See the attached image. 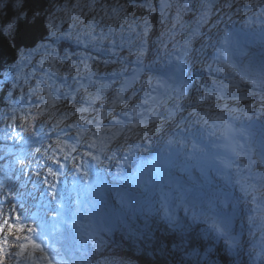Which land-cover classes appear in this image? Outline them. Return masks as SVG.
Masks as SVG:
<instances>
[{
    "label": "rangeland",
    "instance_id": "374dc122",
    "mask_svg": "<svg viewBox=\"0 0 264 264\" xmlns=\"http://www.w3.org/2000/svg\"><path fill=\"white\" fill-rule=\"evenodd\" d=\"M210 1L212 2V0H148V2H141L139 4V7L144 6L143 13H139L132 3L127 0H48L46 6L47 16L45 13H43V16L45 20L47 18V24L51 27L50 39L45 43L43 42L40 45L42 48L38 50L21 51V57L18 62L13 64L10 71L8 70L3 74V78L0 79V85L4 82L9 85L6 89L5 97L8 104L0 107V143H2L3 146V151H1L0 154L10 158L12 168L16 169V171L20 170V165L22 167L25 166L24 170L19 171L21 172L22 183L21 187L15 188V199L11 200L4 198L0 201V210H2L0 211V223H3V220L7 217L9 223L18 224V226L23 225L24 230L21 231L19 235L25 234L27 232V227L32 223L31 214L38 208L36 201L40 200L42 196H46L47 183H45V181L49 177L48 169L52 163L50 159L44 161V172L41 176H35V171L41 168V166H39L41 156L38 157V153L36 156L33 154L30 155L31 142L29 140V134L34 130L33 127H31L33 122L40 121L44 115L49 114L51 127L60 122H63V126H65L66 123L64 122L67 120V117L71 116L73 117V120H76L86 119L91 115H97L104 107L110 104V98L116 96L115 90L118 89L120 84H124L123 78L128 77L126 74L122 76L128 68V64L118 65L111 61L112 58L117 56L118 52H121L123 49L128 51L131 47L140 48L141 41L143 42V51L151 50L148 49L150 48L151 42L146 40V35L151 28L152 20H155L156 18V22L160 20L159 23H168V15L172 13L170 7L176 2L181 3L179 8L185 12L190 9L194 10V3V5L200 7L198 18H200L205 10L210 14V18H212L214 11L211 6H207V2ZM243 1L248 3L251 0H235V4ZM257 1L261 7H264V0ZM162 3L168 5V7L164 8L163 12L161 11ZM229 3L230 1L228 4ZM118 5H122L126 9L125 12H120V18L114 20L105 19V12H107L108 15H111L112 8L117 7ZM246 7L247 8L241 7L237 13L236 10L233 11V6L228 10H225V8H228L225 6L224 14H221L220 12L214 14V21L217 23V28L220 24L221 28L224 29L226 26L238 22L236 15H245L248 9L252 8L250 4ZM10 9L11 14L8 15ZM231 10L233 13L222 21L223 16L228 15V12ZM25 13L26 9L23 6L22 0H0V29L4 32H9L10 34L13 33L18 20L22 18ZM162 14L163 17H161ZM93 17H95V19H93ZM206 19H208V14ZM134 20L137 22V26L135 27L134 32H130L128 24ZM143 20L148 21V31L146 35L144 34L143 24L140 23ZM172 22L182 23L181 26L179 25L177 27L179 34L176 32L168 33L163 39L165 40V43L163 44L161 43L162 30L159 33V37L154 38V41L157 40V42H159L157 44L158 56L163 63V66H160L159 68H163L166 81L165 79L160 80V77H158L153 83H163L165 81L163 94L172 96L170 101L174 105V110L171 109V111H174L175 115H177L175 128H178L179 130L182 128H188L185 125H189L186 122V119L189 116L193 117L194 122H197V119H203L201 124L212 118V114L206 103L194 105L192 101L188 99L189 95L187 96V94L190 90L203 92L204 86L211 83L213 78L208 77L201 71L190 74L189 81L192 82L186 85H183V81H187L188 78L181 76V71H177L166 78L168 68L174 67L176 64L173 65L172 63L177 62V52L171 51L178 48L177 43L179 39L187 34L188 29L192 26L194 21L187 20L184 17L179 19L173 16ZM204 23L205 22H202L201 25ZM211 23L212 22H208L207 27L205 28H201L200 25L197 29L201 33H207ZM89 24H91L92 29H94L91 36L87 35L89 31L87 26ZM9 25L12 26L11 30H9ZM110 28L113 29L111 34H109ZM168 28L171 29L172 25H166L165 30H168ZM92 36H95L96 40H92ZM206 40L207 38L204 35L198 39L200 42ZM65 41L76 46L79 45L80 49H73L70 51L64 50L59 53V44ZM217 41L218 38H215L211 42L213 43ZM212 43L207 46L206 51L201 46H197L194 43L190 44L187 57L194 58L193 61L196 64L192 66V61L189 60V62H186L181 69L189 73L191 66H203L204 64L210 65L208 53H210L213 48ZM243 53L244 51L241 52V54ZM75 54L76 56L73 57L72 55ZM53 57H55V59H53ZM97 57L104 61L102 67L97 65ZM202 60H205V63H203ZM247 61L250 64L255 63L259 66L258 73H255L253 76L250 72H247V75L252 81H257V84H255V92L258 96V100L251 102L257 104L258 111L264 110V107H262V105H264V84L260 83L262 78L261 73L264 71V55L262 57L252 56L250 53ZM85 65H87L88 68H86ZM143 68L144 65L140 63L139 71ZM134 71L135 69L132 67V69H127L126 73L132 74ZM230 71L228 70L227 73H230ZM156 74L157 72L152 75L156 77ZM132 76L133 74L129 79V83L133 84ZM147 83L148 81L145 82V84ZM245 88L252 89L248 86ZM101 89H103V91H101ZM126 89H128V87H126ZM144 89L145 85L143 84L142 90ZM97 93H99V102L94 101L89 105L85 114H78L74 110L56 109L57 104L55 102L65 95H75L78 99V106H80L89 101L91 96H96ZM251 93L252 91L244 93L247 95L243 97V104L247 103V100L250 101V98L252 97L250 95ZM198 95L197 92H193L191 97L192 99H196ZM202 96L203 95H200L201 98ZM177 105H179V108L176 107ZM213 107L215 108L214 105ZM193 109H195V111H193ZM181 118L182 122L184 121L182 124L178 122ZM147 121H149L148 118ZM185 122L186 124L184 125ZM137 130L140 134H144L148 129L146 126L142 125ZM134 131L136 132L135 129L132 132ZM163 133L164 130L161 133L155 134L157 142H162L164 139L165 142L168 141L165 137L169 132H166L164 138L162 137ZM43 136L46 138L51 137L46 131H44ZM58 141L60 142V147H58L60 151L62 149L61 139L55 141L53 146L57 147ZM117 144L118 145L114 146V150L128 146L127 144L121 145L119 142ZM252 148L255 150L254 158L258 159L260 145H255V147L253 146ZM54 150L55 149L52 150V153H54ZM32 159H35V161H32ZM257 171H260L261 174L260 168L254 166L252 168V173L257 174ZM247 175L248 179L246 183L251 179L249 172ZM3 179L4 177L0 176V186H2ZM257 182L259 181H256V183ZM43 186L44 189L41 188ZM244 186V182H241L240 197H237L236 195L232 198V207L224 211L225 216L229 218V225L232 228L231 233H225L226 229H224V234L218 233L216 227L221 226L223 223H221V225H210V222L207 220L210 217L207 214H203L206 213L208 206L199 208L198 204L193 205V207L195 211L200 213L199 216L191 218L190 214L189 217L184 218L186 220H184L183 227L186 228L191 220L192 222H201L200 218L205 219L208 229L211 230V236L215 238L213 243H220L221 248L225 253L237 257L239 256L243 261L242 264H264V195L257 193L259 199L258 202L254 204L252 202V196L246 195L242 190ZM260 191L262 192V189ZM204 193L205 195L212 196L214 198L213 202L217 201L215 205H211L215 207L217 213H219L221 209H226L225 205L222 206L218 203L219 198L214 192L209 193V190H207ZM200 195L202 196L203 193H197L196 197ZM144 204L145 203L139 202L136 205L141 208V211L139 210L138 212L144 214V220L147 223V227L149 223L155 220L161 221L160 224L163 223V226H165L166 223L168 224L163 212L157 205L158 210L154 208V203L146 204L142 207ZM223 204L226 203L224 202ZM173 210H175V208ZM132 213L133 214L130 213V215L133 216L134 220L129 223L127 222L128 227L133 228L136 224L142 225L143 223L141 224L140 219L134 217L136 212ZM17 216L20 217L19 222L16 220ZM117 217V214H103L98 218V221L93 224V230L91 233L95 234L97 231H111L116 225ZM175 218L176 220L178 219L177 216ZM196 228V232L200 233L201 237L206 239L207 234L202 231L200 225H197ZM147 230H149V228L146 229V231ZM4 231L7 232V228H5ZM138 231L141 233L140 230ZM88 236H90V234L87 235L86 232L84 234L79 233L67 235L64 240L65 243L62 244L63 246L61 245L56 248L58 255H64L62 252L63 249V251L68 250L69 254H78L80 256L89 254L91 259L89 262L90 264H126L117 261L116 258L112 256H102L98 253H94L91 250L92 246H90V242L87 240ZM213 243L210 244V248L206 252L201 253V251L195 250L198 255H190L193 250L185 253V257L183 258L184 262L187 263L190 261L189 264H219L213 262L208 255L209 250L213 251ZM2 244L3 233H0V245ZM259 244L261 250H259ZM17 245L18 240L10 235L8 237V246L5 248L10 256L7 258L4 257V264H12V256L19 248ZM167 249L168 247H165L163 250L167 252ZM53 260H56V256H54ZM62 262L64 261L60 260L58 264H62Z\"/></svg>",
    "mask_w": 264,
    "mask_h": 264
},
{
    "label": "trees",
    "instance_id": "16d2710c",
    "mask_svg": "<svg viewBox=\"0 0 264 264\" xmlns=\"http://www.w3.org/2000/svg\"><path fill=\"white\" fill-rule=\"evenodd\" d=\"M127 1L131 2L139 13H143L144 8V6L139 7V4L148 2V0ZM222 1L219 0V3H222ZM22 2L26 13L18 20L14 32L10 34L0 29V79L18 59L19 51L38 46L36 44L40 41L49 39V25L47 24V18L45 20L43 16V13L47 16L46 6L48 0H22ZM172 10H174V7H172ZM10 14L11 9L8 12V15ZM167 22L170 23V20H167ZM156 25L165 28L162 23H156ZM7 87L9 85L6 82L0 85V107L7 104L5 100ZM61 102L66 104L63 100ZM76 103L77 101L74 102V104ZM69 104H71L70 101ZM10 168H12L11 162L0 154V176L5 177L2 183L3 187L0 186V191L2 188L5 193L7 190H13V186L9 183H13L14 187L21 185L16 180V174L21 169L16 171V169ZM148 228V231L142 228L133 231L128 230L121 222H118L112 234L105 236V241H98V248L104 249L105 254H112L123 259L128 264H189L190 261L185 263L183 260L185 257L184 251L200 250L204 252L212 243L209 240L210 238H199L198 232H191L190 234L193 237H188V230L184 234L180 233L178 229L173 232L172 227L160 225L159 222L149 225ZM195 236L196 238H194ZM165 247H168L167 252L163 250ZM215 250V254L209 253L211 258L215 259L217 257L221 264H237L235 256L226 254L220 249V245L215 244ZM128 260L133 263H129Z\"/></svg>",
    "mask_w": 264,
    "mask_h": 264
},
{
    "label": "snow or ice",
    "instance_id": "6c2138e0",
    "mask_svg": "<svg viewBox=\"0 0 264 264\" xmlns=\"http://www.w3.org/2000/svg\"><path fill=\"white\" fill-rule=\"evenodd\" d=\"M228 8H231L232 5L231 3H229L228 5H226ZM168 7V5L166 3H162L161 5V11L163 12L164 8ZM126 9L124 8V6L122 5H118L117 7L112 8L111 15H108L107 12H105V19L108 20H114V19H118L120 18L119 14L120 12H125ZM206 16H207V11H205L201 16H200V21L201 22H207L206 21ZM93 19H95V17H93ZM140 23L143 24L144 27V34H147L148 31V21L147 20H143ZM137 26V22L134 20L131 23L128 24V29L130 32H134L135 31V27ZM89 28V31L87 33V35L91 36V33L94 29H92L91 24H89L87 26ZM12 26L9 25V30H11ZM113 32V29H109V34H111ZM231 36V33H225V39L223 41H221L222 44H227L229 43V37ZM92 40H96L95 36H92ZM190 43V42H189ZM143 42L141 41V47L138 49L136 56H137V63H141L140 61V57L143 55ZM129 56L132 55V52L128 53ZM225 52H221V55H225ZM53 59H55V57H53ZM86 68H88L87 65H85ZM221 71H223L224 69H220ZM230 71V69H228ZM115 71V69H114ZM177 71H181V69H177ZM261 80L260 83L264 84V71H262L261 73ZM149 86L151 81L149 80ZM252 83L255 85L257 84V81L253 80ZM101 91H103V89H101ZM120 93H117V96H119ZM230 95V94H229ZM235 98V97H234ZM96 99H99V93H97L96 96H91L90 100L91 101H95ZM143 103H147V101H143ZM177 108H179V105L176 106ZM262 107H264V105H262ZM80 111H86V109H80ZM193 111H195V109H193ZM232 111H236L235 109H233ZM126 114V113H125ZM175 115V112H169L167 117H160V119L164 120L165 122H167L168 119L173 118ZM245 115H247V113H245ZM250 119V117H249ZM204 123H207V121H204ZM138 125L134 124L132 125L128 131L132 132ZM150 131L152 132H159L161 131V127L159 125H157V127L150 129ZM235 131L234 129L231 128V126H228V132L231 133ZM240 135L242 137L245 138L246 141H251L253 133H251L249 131V129H240L239 130ZM126 142V140H125ZM167 143L169 145H171L173 143V141L171 139H169L167 141ZM182 143V142H180ZM259 145H260V152H259V158L258 159H254L253 155L255 154V150L254 148L248 146V144H240L237 145V147L240 149V151H236V149L234 148L233 151V155L240 160L241 162H243L244 160H247V163H242V164H234L231 160L225 161L224 163V167L225 168H232L235 167L237 169L241 168V166L244 169H247L251 179L249 180V182L242 188V190L245 192L246 195H251L252 196V202L255 203L256 199H257V193H259L260 195H264V192H261V189H264V175L262 174H254L252 173V168L254 166L259 167L261 170V173H264V129L261 130V139L259 141ZM93 147L95 145H92ZM57 147H60V142H57ZM196 145L193 144V148H195ZM75 147H72V151H75ZM85 155L88 156H92V154L89 153H85ZM55 163L59 164V160H57L55 158V156H53L51 158ZM92 159L94 160H99V157L97 156H92ZM61 167H63V165H61ZM77 169L79 170L80 166L77 165L76 166ZM48 173L49 175H51L53 178L57 177L59 175V173L55 172L52 168L48 169ZM84 177L87 178L88 177V172L85 171L84 172ZM256 181H261V183L259 184V187L256 183ZM45 183H48V181L46 180ZM237 183H240V181H237ZM49 187L52 189L51 195L53 197V199L56 198L57 193L55 192V188H56V184L55 183H51L49 185ZM259 207V205H258ZM2 211V210H0ZM11 211V210H10ZM165 219L168 222L169 226L177 229V228H181L182 226L180 224L177 223L176 218L171 215L170 213H166L165 214ZM17 222H19L20 217L17 216L16 217ZM37 227L43 229L44 225L43 224H38ZM37 227H32V226H28L26 231L28 233H37ZM5 228H7V232H5ZM24 230V226L23 225H19L18 224H14V223H9V220L7 219V217H5V219L3 220V223H0V233H3V244L0 245V261H2L4 259V252H5V248L8 246V237L14 236L16 240L20 241H27V243H20L19 245H17L20 248V251L16 253L17 256H22L24 254V251L27 249H31V251L28 252V256L29 258L32 257L33 252L35 251H39L40 253H42L41 259L47 261V264H53V261L49 258L48 254L44 251V249L41 247L40 244L36 243V241L28 235H24L21 236L19 235V233L21 231ZM216 231L220 234H224V229L222 227H216ZM190 255H198V253L195 252V250H193ZM37 264H39V262L37 261Z\"/></svg>",
    "mask_w": 264,
    "mask_h": 264
},
{
    "label": "bare ground",
    "instance_id": "6f19581e",
    "mask_svg": "<svg viewBox=\"0 0 264 264\" xmlns=\"http://www.w3.org/2000/svg\"><path fill=\"white\" fill-rule=\"evenodd\" d=\"M239 28L240 29H249V26L248 25H246V24H243V25H241V26H239ZM70 43V42H69ZM73 49H75L74 48V46H73V44L72 43H70V50H73ZM232 52H234V54H237L239 51L234 47L233 48V50H232ZM73 57H75L76 56V54L75 55H72ZM239 57H233L232 58V60H237ZM238 68L240 67H242V65H241V63H240V61L238 62ZM155 68H157V69H160L159 67H155ZM210 72L212 73V74H214V75H217V74H219V70H218V68L217 67H212L211 69H210ZM227 81H229V80H227ZM239 80H238V78L236 77H234L233 78V80H232V82L230 83L232 86L234 85V82H236L237 83V85H239L240 83L238 82ZM236 83H235V85H236ZM189 95V93L187 94V96ZM207 95H209V97H208V99L207 100H210V99H212L215 95H222V98H224V99H226L225 101L224 100H219V99H214V101H213V105L215 106V109L217 110V111H219V113L218 114H216V118H219L220 116H226L228 119H232V118H230L229 117V115H238V110H240V109H242V108H254L255 107V104L253 103V102H251V101H248L247 100V103H245V104H243V98H233V93L232 94H230L228 97L226 96V94L225 93H220V92H211V93H209V94H207ZM197 100H200V99H198L197 98ZM216 100V101H215ZM196 103V102H195ZM225 106H226V108H225ZM233 109H235L236 111H232ZM202 120L203 119H197V123H200L201 124V122H202ZM188 124H190V123H194L195 124V122L193 121V117H191V116H189L188 118H187V121H186ZM78 127V126H77ZM196 127H198V125H196ZM69 130L70 131H72V130H74L73 128H69ZM186 132H184L183 134H181V137L182 138H185L186 137ZM260 137V139H261V133L258 135V137L257 138H259ZM73 138H74V136L71 138V139H69V141H71L72 142V140H73ZM103 138H100L99 140H102ZM82 141H83V137L81 138V143H82ZM64 142H63V140H62V149L61 150H63V151H67V152H70V150L66 147V146H64V144H63ZM60 150V151H61ZM79 150V149H78ZM215 153L217 154V152L215 151ZM214 153V154H215ZM77 154L80 156V152H77ZM174 154L173 153H171V156H173ZM75 158H76V154L75 153H73V152H71V161H70V165L72 166V165H74L75 164ZM172 158V157H171ZM174 158H175V156H174ZM21 169V171L22 170H24L25 169V166L24 167H22V168H20ZM191 169V168H190ZM83 171H84V167H83ZM47 175V174H46ZM213 174H210L209 173V176H208V179H206L205 181H204V183L206 184L207 182H208V180H214L215 181V178L212 176ZM79 184H82L81 183V181H80V179H77V181H76V186H78ZM15 187H21V185H19V186H15ZM203 189H206V187H203ZM74 190V189H73ZM37 194V193H36ZM72 195H73V193L72 194H70V195H66V193L63 195V207H62V209H61V212H62V214H63V216H64V219H63V224H65V225H67V221L69 220V223H70V218H69V214H70V212L72 211V205H71V207L69 206V207H67V208H65V205H66V199H67V203H71V201H72ZM8 199H11V200H14L15 199V196H14V193L13 192H10V194H9V196H8ZM36 204H37V206H39V208H42L43 210H45L43 213H44V215H45V217H40L39 218V224H43L44 225V227L43 228H45L46 229V232H47V234H51L52 232H53V228H51V226L53 225V220H52V218H51V210H55V211H58V209H57V207H56V205L52 202V200H51V198H50V196H49V194H48V192H46V196L44 195V196H42L41 197V199L40 200H38V201H36ZM211 208L212 207H210V208H207V210H206V213H203V214H208V213H210V211H211ZM143 210V209H142ZM202 214V213H201ZM139 218V216H136V218ZM137 218V219H138ZM184 220H186V219H177L176 221H177V223L178 224H181L180 223V221H182L183 223H184ZM127 221H129V218L127 219ZM130 222V221H129ZM182 225H184V224H182ZM194 226V225H193ZM178 229V231H180V233H182V234H184L185 233V231L186 230H188V234H189V237H193L190 233L191 232H194V233H196V231H194V230H191L190 228H188V227H186V228H184L183 226L181 227V228H177ZM175 230L176 229H174L173 228V232H175ZM196 230V229H195ZM86 231L84 230V229H77V228H75V227H72V225H71V229H70V231H68L67 229H64V231H63V229H62V233H63V239L65 240V238H66V236L67 235H74V234H79V233H82V234H84ZM94 235H97V236H94V238L95 239H97V240H100L103 236H102V234L100 233V231H97ZM186 235V234H185ZM200 236L201 235H199V238H200ZM72 238V237H71ZM194 238H196V236L194 237ZM33 239L35 240V241H37L36 240V237L34 236L33 237ZM13 241V240H12ZM104 241H105V239H104ZM13 242H15V241H13ZM38 242H39V240H38ZM21 243V240L20 241H18V245ZM24 243H25V241H24ZM42 243V242H41ZM186 244H187V242H185ZM215 247V246H214ZM13 248H14V246H13ZM27 250H29V249H27ZM259 250H261V247H260V244H259ZM198 251H200V250H198ZM187 252H189V251H184V254L185 253H187ZM191 252V251H190ZM259 252V251H258ZM36 253H38V254H40L41 256H42V253H40V252H38V251H35L34 252V254H36ZM5 257V256H4ZM23 260H25V262L27 263V264H37V261L39 262L40 260L42 261V263L41 264H44V260H42V259H36V258H34L33 256L31 257V258H29V256L28 255H25L24 254V257H23ZM61 260H63L64 262H62V264H69L70 263V261H69V259H61ZM216 260V259H215ZM235 260L237 261V264H242V260H241V258L238 256V257H235ZM15 261L19 264V262L15 259ZM67 261V262H66ZM73 261L77 264H85L84 263V261H83V259L81 258V257H76V256H74L73 257ZM69 262V263H68ZM128 262L129 263H133V262H131V261H129L128 260ZM58 264V262H53V264ZM0 264H4V260H2V261H0ZM40 264V263H39ZM46 264H47V261H46ZM219 264H221V262L219 263Z\"/></svg>",
    "mask_w": 264,
    "mask_h": 264
},
{
    "label": "water",
    "instance_id": "95a60500",
    "mask_svg": "<svg viewBox=\"0 0 264 264\" xmlns=\"http://www.w3.org/2000/svg\"><path fill=\"white\" fill-rule=\"evenodd\" d=\"M73 261V260H72Z\"/></svg>",
    "mask_w": 264,
    "mask_h": 264
}]
</instances>
